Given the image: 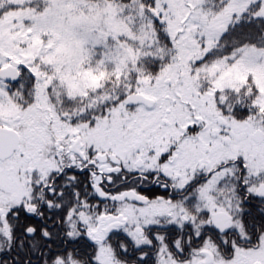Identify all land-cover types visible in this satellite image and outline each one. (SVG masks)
<instances>
[{
	"label": "snow or ice",
	"instance_id": "6c2138e0",
	"mask_svg": "<svg viewBox=\"0 0 264 264\" xmlns=\"http://www.w3.org/2000/svg\"><path fill=\"white\" fill-rule=\"evenodd\" d=\"M0 264H264V0H0Z\"/></svg>",
	"mask_w": 264,
	"mask_h": 264
}]
</instances>
